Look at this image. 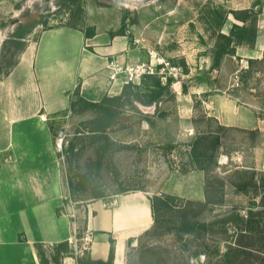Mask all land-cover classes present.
<instances>
[{"label": "rangeland", "instance_id": "obj_1", "mask_svg": "<svg viewBox=\"0 0 264 264\" xmlns=\"http://www.w3.org/2000/svg\"><path fill=\"white\" fill-rule=\"evenodd\" d=\"M62 1L9 0L8 5H0L1 78L20 54V48L10 43L18 25L47 21L46 26L37 27L36 38L50 27L71 22L83 26L86 9L92 11V18L115 28V34L125 29L132 49L141 55L138 63L148 61L155 52L185 73L180 80L172 79L171 95L160 103L146 106L135 102V108L123 109L118 123L109 130L116 150L112 157L108 152L102 164L96 145L82 140L97 114L82 110L80 105L73 109V101L81 96L73 97L69 113L56 122L57 141L63 133L65 213L76 222L77 237H84L86 210L96 201L144 192L150 198L170 195L180 201L204 202L208 193L218 203L209 205L198 220L209 227L187 238L186 249L173 236L153 239L144 233L128 243L124 264H264L263 135L227 129L220 132L221 146L210 171L188 164L196 138L218 131L219 121L206 108L210 98H237L240 106H252L264 117V55L252 65L250 60L245 65L242 62L246 59L243 48L252 46L247 35L256 27L260 13V7L253 4L257 0H74L70 9L63 7ZM232 12L246 13V21L237 20ZM220 34L234 36L235 52L223 59L220 68L212 69ZM241 35H245L243 40ZM238 38L242 42L238 43ZM236 74L239 85L234 81ZM155 79H147L146 85ZM160 81L166 85L169 80ZM137 86L145 88L143 81ZM186 168L187 173L183 172ZM96 191L105 198L94 199ZM85 247L80 241L79 249L73 246L69 254L86 257ZM64 251L47 255L51 262L65 264L64 257L70 255Z\"/></svg>", "mask_w": 264, "mask_h": 264}, {"label": "crops", "instance_id": "obj_2", "mask_svg": "<svg viewBox=\"0 0 264 264\" xmlns=\"http://www.w3.org/2000/svg\"><path fill=\"white\" fill-rule=\"evenodd\" d=\"M8 2L0 0V5ZM253 4L260 7L257 38L243 48L244 65L264 55V0ZM86 11L83 26L50 27L35 38L37 26L10 72L0 77V264H41V251L49 260L54 251L63 254L60 245L75 236L76 222L65 213L67 195L56 122L69 113L73 97L98 102L106 95H120L126 83L122 77L113 84L109 81V64L117 60L134 65L141 59L126 34H115L105 20L92 18V11ZM87 27L92 28L90 37ZM205 103L222 126L258 131L264 141V117L254 107L240 106L237 98L228 95ZM134 212L140 216L146 212L149 222L132 218ZM152 225L151 201L144 192L89 204L85 233H92L93 241L86 257L107 261L113 239L116 264L119 247L125 253L128 243ZM69 248L73 250L72 245ZM67 255L65 264H78V255Z\"/></svg>", "mask_w": 264, "mask_h": 264}, {"label": "trees", "instance_id": "obj_3", "mask_svg": "<svg viewBox=\"0 0 264 264\" xmlns=\"http://www.w3.org/2000/svg\"><path fill=\"white\" fill-rule=\"evenodd\" d=\"M74 0H63L62 6L70 9ZM249 13L253 10H248ZM235 18L239 21L245 22L246 18L243 14L246 13H237L232 12ZM256 27L252 29L247 35L249 42L254 43L257 38V21L258 16L256 17ZM47 25V21L40 22H30L26 25L20 24L16 30L12 33L10 43L14 44L17 48H20V53L26 47V39L31 35L34 29L39 26ZM70 27L76 28V26L71 22L67 24ZM86 35L90 37L93 35L92 29H86ZM245 33L248 31L244 30ZM118 35H125V29L122 28L118 32ZM246 35V34H245ZM245 35H241V39L245 38ZM219 41L214 52V65L212 69H218L221 66L223 59L226 56H230L235 52L232 45L235 42L234 36H226L220 34L218 37ZM238 38V43L242 40ZM253 60L249 61V64L252 65ZM11 70V69H10ZM10 70L5 72L7 75ZM149 78H157L153 81L152 84L146 85V80ZM173 80H169L166 85H164L159 77L146 76L143 79L145 85L144 90H141V87L134 84H126L123 88V91L118 96H104L101 101L92 102L88 101L82 97L78 98L77 102L73 101V109L80 105L82 110L94 111L97 114V118L90 122L92 128L87 132V137H84L82 140H87L92 145H96L95 151L99 157V164L103 163L104 157L110 152L114 154L116 144L109 136V130L113 128L118 123V117L123 113V109L126 106H132L135 108V102L141 103L146 106H151L158 104L167 96L171 95L170 86ZM75 106V108H74ZM76 110V109H75ZM145 119L151 122L150 117L145 116ZM213 119V118H212ZM216 120V119H215ZM216 122H218L216 120ZM230 129L228 127L218 125V131H209L203 133L196 138L194 143L191 146L189 153V166L194 167L197 170L208 172L213 167L212 164H215L216 152L221 146L222 137L220 132ZM75 145L72 144L71 151H73ZM173 146H170L169 149H173ZM189 170L186 168L183 172L187 173ZM86 177L83 176L82 179ZM254 179V176H252ZM72 186V185H71ZM74 188V187H73ZM209 188L210 185H209ZM245 188V187H243ZM105 195L101 191H96L94 199L100 200L104 199ZM264 199V196H263ZM151 209L153 216V225L152 227L145 232L146 235L155 239L165 236H173L175 241L180 243L183 248H187V238L190 236H195L199 233L205 232L209 225L202 223L198 220L200 215L206 210V208L211 204H217L218 200L212 198L207 193L206 201H180L174 196H154L150 198ZM180 202L185 203L183 205H178ZM246 232V230L242 231ZM242 235L245 233H241ZM240 246H244L239 243ZM60 249H65V253H70L69 244L64 243L60 245ZM41 255V264H51L50 260L46 257L43 251L40 252ZM115 260V240L111 239V249L109 258L107 261H91L87 257H80L78 259V264H114ZM56 264H59L56 262Z\"/></svg>", "mask_w": 264, "mask_h": 264}, {"label": "built area", "instance_id": "obj_4", "mask_svg": "<svg viewBox=\"0 0 264 264\" xmlns=\"http://www.w3.org/2000/svg\"><path fill=\"white\" fill-rule=\"evenodd\" d=\"M109 81L113 84L124 78L126 84L140 85L146 76H158L162 81L167 82L170 79L180 80L185 76L184 70L179 65L173 64L170 61L162 58L155 52L150 53V59L143 63L134 65H124L118 61H112L109 66ZM235 83L239 85L240 77L235 75ZM63 133H59L58 147L63 148ZM74 216V215H72ZM85 244L84 249L87 250L89 244L93 241V234L89 231L85 233L84 237L79 239L77 237V229L75 227V236L71 239L70 244L78 248V242Z\"/></svg>", "mask_w": 264, "mask_h": 264}, {"label": "bare ground", "instance_id": "obj_5", "mask_svg": "<svg viewBox=\"0 0 264 264\" xmlns=\"http://www.w3.org/2000/svg\"><path fill=\"white\" fill-rule=\"evenodd\" d=\"M136 199V198H135ZM135 205V204H134ZM126 206V205H125ZM133 207V206H132ZM127 208V207H126ZM129 210V209H128ZM126 212V211H125ZM143 216H140L139 214H137L136 212L132 213L131 216L132 218L136 217L138 219H146L147 218V222H149V217L147 216V213L146 212H143ZM127 214V213H126ZM121 215V214H119ZM145 215V216H144ZM127 217V216H126ZM117 220V219H116ZM119 220H121V218H119ZM151 222H152V218H151ZM120 225V224H119ZM121 226V225H120ZM123 256H124V248L122 246L119 247L118 249V260L116 262V264H124V261H123Z\"/></svg>", "mask_w": 264, "mask_h": 264}]
</instances>
